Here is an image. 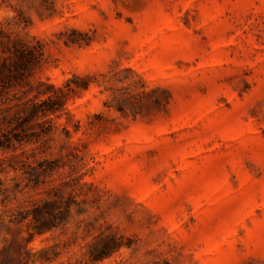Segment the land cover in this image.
<instances>
[{"label":"rangeland","instance_id":"374dc122","mask_svg":"<svg viewBox=\"0 0 264 264\" xmlns=\"http://www.w3.org/2000/svg\"><path fill=\"white\" fill-rule=\"evenodd\" d=\"M14 44L0 136L64 94L0 147V264H264V0H0Z\"/></svg>","mask_w":264,"mask_h":264},{"label":"trees","instance_id":"16d2710c","mask_svg":"<svg viewBox=\"0 0 264 264\" xmlns=\"http://www.w3.org/2000/svg\"><path fill=\"white\" fill-rule=\"evenodd\" d=\"M3 53L5 56L0 55V99L4 92L8 91L10 88H15L18 86H23L25 79V71L31 66L39 64L43 58V51L41 48L31 45V44H14L13 48L6 46ZM57 94H64L62 88H55ZM38 95L45 94V92L37 89ZM59 92V93H58ZM60 95L54 96L52 94H47L44 99L36 100L29 99L23 108L25 114L17 117L16 122H9V132L4 133L0 136V147H12L14 145V139L10 135L13 133L14 137H18L19 130L24 128V125L31 123L32 121L38 122L42 127L50 124L51 121L43 120L42 118L49 115V113H54L62 104ZM36 96V97H37ZM2 101V100H0ZM2 137H5L4 139ZM17 140H22L23 138H16ZM4 182L0 177V205L6 202ZM35 220H39L38 214L34 215Z\"/></svg>","mask_w":264,"mask_h":264}]
</instances>
